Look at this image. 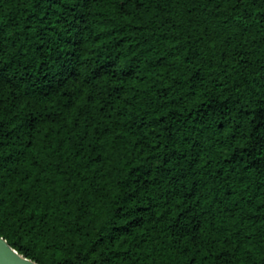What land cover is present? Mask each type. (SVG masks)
<instances>
[{"label": "trees", "instance_id": "trees-1", "mask_svg": "<svg viewBox=\"0 0 264 264\" xmlns=\"http://www.w3.org/2000/svg\"><path fill=\"white\" fill-rule=\"evenodd\" d=\"M0 236L264 264V0H0Z\"/></svg>", "mask_w": 264, "mask_h": 264}, {"label": "water", "instance_id": "water-1", "mask_svg": "<svg viewBox=\"0 0 264 264\" xmlns=\"http://www.w3.org/2000/svg\"><path fill=\"white\" fill-rule=\"evenodd\" d=\"M0 264H38L12 248L8 242L0 236Z\"/></svg>", "mask_w": 264, "mask_h": 264}]
</instances>
